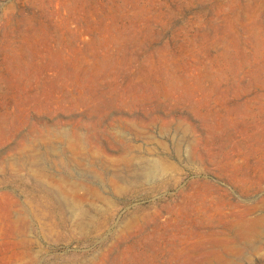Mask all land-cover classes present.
<instances>
[{
	"label": "rangeland",
	"instance_id": "obj_1",
	"mask_svg": "<svg viewBox=\"0 0 264 264\" xmlns=\"http://www.w3.org/2000/svg\"><path fill=\"white\" fill-rule=\"evenodd\" d=\"M0 264H264V0H0Z\"/></svg>",
	"mask_w": 264,
	"mask_h": 264
},
{
	"label": "bare ground",
	"instance_id": "obj_2",
	"mask_svg": "<svg viewBox=\"0 0 264 264\" xmlns=\"http://www.w3.org/2000/svg\"><path fill=\"white\" fill-rule=\"evenodd\" d=\"M158 166H159V164H157L153 161L152 162H146L138 168V172H139V174H141L145 177H149L153 173L157 172L156 170H157Z\"/></svg>",
	"mask_w": 264,
	"mask_h": 264
}]
</instances>
